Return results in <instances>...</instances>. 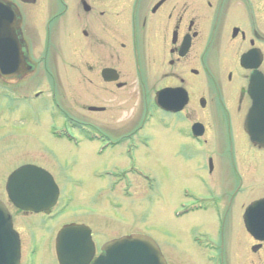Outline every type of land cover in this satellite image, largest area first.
Returning <instances> with one entry per match:
<instances>
[{
  "label": "flooded vegetation",
  "instance_id": "1",
  "mask_svg": "<svg viewBox=\"0 0 264 264\" xmlns=\"http://www.w3.org/2000/svg\"><path fill=\"white\" fill-rule=\"evenodd\" d=\"M0 3L16 17L23 54L33 67L14 82L0 78L2 119L27 126L45 124L54 136L51 113L57 93L67 107L74 105L85 112L81 122L97 128L101 125L96 115H109L122 105L135 103L133 119L122 132L115 124L111 135L80 136L94 153L103 152L99 147L106 140L123 147L125 164L117 162L111 167L117 177L115 187L125 190L128 197L136 179L149 186L152 179L146 169L150 167L148 162H139L137 153L149 156L152 142L161 134L174 141L176 137L178 143L168 148L169 156L178 164L175 167H190L187 170L196 189L203 191L197 194L183 188V197L193 207L181 204V214L200 211L219 223L218 235H205L206 245L195 247L198 253L193 263L264 264V231L255 236L245 224L248 219L264 220V203L256 204L264 200V128L256 124L262 139L257 141L247 131L254 103L250 79L255 71L264 77V0ZM248 53L246 62L252 68L242 65ZM39 103L41 118L38 109L33 110ZM110 117L113 121L114 116ZM142 129L145 133H139ZM75 137L67 136L64 141L77 145ZM86 183L76 182L80 187ZM88 184L93 186L92 181ZM59 189L58 203L49 214L23 211L6 200L21 242L20 264H36L37 257L44 260L45 254L30 234L33 229L22 235L17 222L25 230L29 226L39 231H49L54 224L58 227L57 219L75 199L71 194L63 202ZM254 204L255 213L249 212ZM65 222L88 225L95 237L86 221ZM56 233L49 236L46 246L54 244ZM95 245L94 259L100 252Z\"/></svg>",
  "mask_w": 264,
  "mask_h": 264
},
{
  "label": "rangeland",
  "instance_id": "2",
  "mask_svg": "<svg viewBox=\"0 0 264 264\" xmlns=\"http://www.w3.org/2000/svg\"><path fill=\"white\" fill-rule=\"evenodd\" d=\"M138 100L136 99V102ZM67 102L57 93L56 103L52 109V125L57 136H50L48 125L30 126L18 122H8L0 110V198L7 199L5 184L9 174L18 166L31 163L42 166L50 171L61 188V197L69 198L74 194L75 199L69 202V208L57 219L58 227L55 230L39 231L34 226L22 227L24 224L17 222L22 235H31L42 246L41 251L45 254L44 260L36 259V264H57L51 242L47 240L55 235L64 221H86L92 225L97 244L127 233H144L153 238L159 245L162 253L169 264H194L197 260L195 247L206 245V237L217 236L219 223L213 218L204 219L199 214L179 215L180 205H190L191 202L183 197V188L188 187L191 191L201 194L190 176L191 171L186 168L175 167L178 165L169 156L168 148H174L178 142L176 137L157 138L152 142L150 155L137 153L139 162L145 165L152 183L145 187L136 179L133 192L127 196L124 190L115 187L117 177L113 175L112 165L120 162L125 164L122 155L123 147L116 148L114 143L107 141V147H102L103 152L91 151L90 145L86 144L80 136L105 133L111 135L112 128L118 125V131L122 132L129 121L133 119L136 104L122 105L119 111L112 114H98L94 117L101 125L92 126L85 124L79 119L85 112L77 106L67 107ZM38 109L39 118L42 117V104H34V111ZM87 116V115H86ZM85 116V117H86ZM89 116V115H88ZM110 116L112 120H110ZM115 117L119 118L115 122ZM109 119V120H108ZM103 126V127H102ZM107 127V128H106ZM99 129V130H98ZM139 133H145L142 129ZM76 136L79 139L77 145H69L65 139L58 136ZM142 135V134H141ZM104 139H107V137ZM96 146V145H95ZM106 147V148H105ZM95 147H92L94 150ZM116 148V149H115ZM121 157L118 161V154ZM75 164H70V160ZM191 170V169H190ZM87 182L85 187H80L76 182ZM90 181L94 184L91 186ZM75 188L71 190L69 185ZM74 185V186H73ZM202 191V192H201ZM205 193V192H204ZM86 197V200L84 199ZM83 199L85 201H83ZM27 238V237H26ZM27 239H25L26 241ZM203 258V252L200 253ZM195 260V261H196ZM201 259L199 258L198 261ZM235 261L237 259L235 257Z\"/></svg>",
  "mask_w": 264,
  "mask_h": 264
},
{
  "label": "water",
  "instance_id": "3",
  "mask_svg": "<svg viewBox=\"0 0 264 264\" xmlns=\"http://www.w3.org/2000/svg\"><path fill=\"white\" fill-rule=\"evenodd\" d=\"M17 19L8 6L0 3V78L8 80L31 71L17 35ZM264 86L261 75L252 76L251 88L260 93ZM258 107L257 102H255ZM252 115L248 120L251 124ZM7 193L15 206L23 210H47L58 198V188L50 173L34 165H24L8 178ZM264 221H247L251 232L264 231ZM84 226H69L58 234L57 256L60 264H88L92 258V240ZM85 230V231H84ZM84 232V233H83ZM255 234V233H254ZM256 235V234H255ZM264 238V235L261 236ZM20 243L12 225L11 214L0 200V264H19ZM93 264H166L157 244L144 235H131L111 240Z\"/></svg>",
  "mask_w": 264,
  "mask_h": 264
},
{
  "label": "bare ground",
  "instance_id": "4",
  "mask_svg": "<svg viewBox=\"0 0 264 264\" xmlns=\"http://www.w3.org/2000/svg\"><path fill=\"white\" fill-rule=\"evenodd\" d=\"M90 145V144H89ZM93 185H94V183H93ZM198 212H200V211H198ZM207 212H209V210H207ZM194 213H197V212H194ZM191 213H189L188 215H190ZM208 215L207 214H204V215H201V218H204V219H208ZM55 228V224L54 225H52V226H50V230H53ZM42 247H43V244H42Z\"/></svg>",
  "mask_w": 264,
  "mask_h": 264
}]
</instances>
